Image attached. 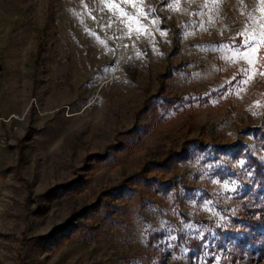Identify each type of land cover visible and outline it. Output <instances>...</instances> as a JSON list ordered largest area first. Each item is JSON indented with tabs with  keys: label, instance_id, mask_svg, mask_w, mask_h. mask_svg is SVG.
<instances>
[{
	"label": "rangeland",
	"instance_id": "obj_1",
	"mask_svg": "<svg viewBox=\"0 0 264 264\" xmlns=\"http://www.w3.org/2000/svg\"><path fill=\"white\" fill-rule=\"evenodd\" d=\"M253 129L261 0H0V264H264Z\"/></svg>",
	"mask_w": 264,
	"mask_h": 264
},
{
	"label": "trees",
	"instance_id": "obj_2",
	"mask_svg": "<svg viewBox=\"0 0 264 264\" xmlns=\"http://www.w3.org/2000/svg\"><path fill=\"white\" fill-rule=\"evenodd\" d=\"M253 132L258 137V142L264 149V132L261 129H253ZM223 151L226 152L228 151L230 158L235 161L243 157H247L249 161H251V164L255 166L256 175L260 180V183L264 184V171H263L264 166L262 164V161H260V159L257 156L252 155L248 149H245L244 145H242L241 143H236L231 146H224ZM189 158L190 155L186 150H183L181 152L175 151L174 153L166 157L165 161H163V164L164 166L169 167L173 162L177 160L185 161ZM256 209L257 207H254V210ZM263 210H264V204H263ZM246 216L247 215H245V219H246V224L249 227V232L246 233L247 235L245 234L246 236L244 235L242 237L240 242H242L243 244L247 242L254 244L256 246L255 251L257 250L259 252V257L264 258V217H260L258 219L255 218L250 219L247 218ZM255 232L256 234H258L259 237L255 236ZM227 233L233 234L234 230L233 231L228 230ZM190 245L192 246V248L196 249L197 251L202 250V242L199 241L197 238H192L190 240ZM255 251H249L245 249L244 251H240V253L243 254L244 252H246L245 254L248 256V259H254Z\"/></svg>",
	"mask_w": 264,
	"mask_h": 264
},
{
	"label": "snow or ice",
	"instance_id": "obj_3",
	"mask_svg": "<svg viewBox=\"0 0 264 264\" xmlns=\"http://www.w3.org/2000/svg\"><path fill=\"white\" fill-rule=\"evenodd\" d=\"M261 3H264V0H261Z\"/></svg>",
	"mask_w": 264,
	"mask_h": 264
}]
</instances>
